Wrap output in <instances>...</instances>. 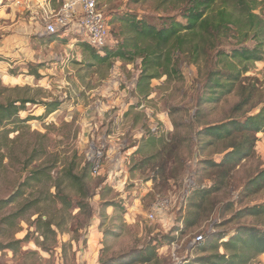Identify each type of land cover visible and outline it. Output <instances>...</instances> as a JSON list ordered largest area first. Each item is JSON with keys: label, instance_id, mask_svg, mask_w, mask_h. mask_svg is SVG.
<instances>
[{"label": "rangeland", "instance_id": "obj_1", "mask_svg": "<svg viewBox=\"0 0 264 264\" xmlns=\"http://www.w3.org/2000/svg\"><path fill=\"white\" fill-rule=\"evenodd\" d=\"M44 1L49 5V11L57 10L63 0ZM97 2L109 19L115 35L125 32L122 18L126 15L145 18L157 26H160L162 17L174 16L179 20L181 17L179 7L165 5L162 0ZM7 9L0 10V103L31 99L36 103L57 101L61 106L54 113L46 115L42 104H28L26 110L20 113V118L34 117L35 120L20 126L18 132L8 136L12 140L6 138V132L13 126L0 128V201L7 200L15 193L33 168L55 164L57 172L76 159L81 166L87 162L92 164L95 153L101 150L103 159L100 172L97 175L92 173V176L96 183L103 181L100 186L111 189V192L105 193L107 200L122 199L129 208L125 215L109 208L101 217V197L96 195L91 201L94 217L87 230L74 236L66 234L59 237L61 243H69L71 237L80 239L79 247L73 242L72 251L64 254L59 246L45 252L37 246L36 240L19 244L16 250L2 249V246L24 239L28 232L27 224L22 223L19 226L21 232L17 233V228L10 230L3 222L19 209L18 205L2 207L0 264H120L117 261L120 257L132 251L139 252L143 247L145 249L153 239L171 235L176 226L184 229L179 241L159 250L158 256H154L148 264H181L199 254L192 251L198 236L230 233L240 225L250 224L246 221L230 222L233 212L228 209L231 204H234L236 211L264 202V192L257 195L240 194L247 180L264 169V133L257 136L256 157L235 171L232 188L212 197L210 208L215 206L213 215L192 228L177 223L178 219L188 218L194 211L190 182L195 166H198L196 162L220 161V152L225 147L221 143L206 145L208 140L199 138L197 134L205 124H221L230 120L232 108L238 102L235 95L226 97L218 104L198 107L205 81L204 70L199 72L197 67L183 58L177 60L181 75L178 80L163 77L144 82L140 91L137 90L142 73L140 60L133 64L113 60L100 65L83 46L78 49L86 54L82 58L74 51L72 55L63 52V60L57 65L53 61L41 66L28 64L24 59L25 53L17 43L11 45L10 55H5L3 46L6 38L15 34V29L10 27L12 21L3 20L9 17L8 12H13ZM260 12L264 15V10ZM18 13L20 15L21 11ZM44 16L45 12H42L36 21L45 29ZM54 41L61 40L53 38L49 43H42L44 50L39 49L35 56L42 58L51 55L54 50L49 44ZM62 42L58 46L60 50L67 46L66 42ZM250 45L252 42L247 44ZM40 70L44 76L32 75ZM248 75L258 78L264 89V62L257 64ZM43 115L45 117L37 119ZM153 134L164 137L169 148L170 145L171 149L175 146V153L179 157L177 163L172 154L163 155L162 162L169 176L176 175L177 171L181 173L177 181L166 182L159 175L154 180L155 172L151 166L139 168L145 155L161 148L159 144L155 148H146L148 152L145 154L134 155L141 140ZM31 157L35 158L33 162H30ZM27 165H30L29 168H26ZM202 171H198L199 181L206 183L211 172L208 170L201 176ZM157 198L169 200V209L159 219L151 221L147 216ZM52 209L40 208V211L51 214L54 213ZM83 218L72 219L68 216L66 222L71 227L83 223ZM61 219L63 221L61 217L56 220L60 222ZM86 235L87 244L83 246ZM250 264H264V255Z\"/></svg>", "mask_w": 264, "mask_h": 264}, {"label": "trees", "instance_id": "obj_2", "mask_svg": "<svg viewBox=\"0 0 264 264\" xmlns=\"http://www.w3.org/2000/svg\"><path fill=\"white\" fill-rule=\"evenodd\" d=\"M162 2L174 8L179 7L180 20L174 16L162 17L160 26H157L145 18L126 15L122 18L125 32L115 35L111 29L115 44L103 49H94L86 43L81 45L100 65L113 60L127 64L140 60L142 73L137 85L139 91L144 82L149 83L163 77L167 80H178L181 75L177 60L183 58L197 67L199 72L204 70L205 81L198 107L203 104L221 103L230 95L238 98L228 122L205 124L197 134L199 138L208 140L206 145L221 143L225 147L220 152V161L196 162L198 166H195L196 170L192 174L193 185L190 188L194 211L188 218H180L177 221L185 228H192L213 215L215 206L210 208L212 197L224 189L232 188L235 171L243 163L256 157L257 136L264 133L263 85L258 78L248 75L257 64L264 62V15L260 12L264 10V0ZM251 42L252 45L247 46ZM32 75L40 76L38 71ZM28 104H42L46 115L54 113L61 106L57 101L36 103L31 99L0 103V128L13 126V129L6 132L8 140H12L8 136L18 132L20 126L35 120L34 117L20 118V113L26 110ZM43 117L45 115L37 119ZM159 144L161 148L150 151L138 166H151L155 172L154 180L158 179L159 175L163 181H177L181 173L177 171L176 175L169 176L162 162V157L166 154H172L176 163L179 160L175 146L174 149H171V145L169 148L164 137L153 134L148 139L143 138L134 155L145 154L148 152L146 148H155ZM34 160L35 158L31 157L30 162ZM54 165L45 164L33 168L17 191L7 200L0 201V208L19 206L16 212L3 220L8 229L17 228L18 233L21 232L19 226L22 223L28 226L24 239L2 246V249L16 250V246L31 240H36L37 246L45 252L59 246L66 254L72 251L73 242L79 247V238L71 237L69 243H61L59 237L66 234L74 236L87 230L94 217L91 201L96 195L101 197V217H104L105 210L109 208L123 215L128 213L129 207H126L122 199H106L105 193L111 192V189L100 186L103 181L95 182L92 176L93 165L90 162L81 166L78 159L72 160L57 172ZM201 169V176L208 170L211 172L206 178V183L199 181L198 171ZM260 192H264V169L247 180L240 194L257 195ZM233 207L234 204L229 205L228 211L233 212L229 221H246L250 224L240 225L230 233L200 235L204 241H194L192 246V251L199 254L181 264H250L264 255V202L236 211ZM40 208H53L54 213H42ZM74 213L76 215H73ZM68 216L72 219L84 216V222L69 227L66 222ZM59 217L63 218V221H57ZM183 230L176 226L171 235L153 239L145 249L143 247L139 252L132 251L117 261L120 264H148L154 256H158L159 250L176 244L180 234L184 233ZM87 240L86 235L83 246H86Z\"/></svg>", "mask_w": 264, "mask_h": 264}, {"label": "built area", "instance_id": "obj_3", "mask_svg": "<svg viewBox=\"0 0 264 264\" xmlns=\"http://www.w3.org/2000/svg\"><path fill=\"white\" fill-rule=\"evenodd\" d=\"M26 0H0V10L4 8H22ZM47 36L72 35L80 43H86L94 49L115 44L108 18L99 8L97 0H63L57 10L45 12L43 18ZM102 151H97L92 158V173L97 175L101 169ZM193 185L192 181L190 182ZM170 201L157 198L149 215V220L155 221L169 209ZM203 236H198L195 243H202Z\"/></svg>", "mask_w": 264, "mask_h": 264}, {"label": "crops", "instance_id": "obj_4", "mask_svg": "<svg viewBox=\"0 0 264 264\" xmlns=\"http://www.w3.org/2000/svg\"><path fill=\"white\" fill-rule=\"evenodd\" d=\"M27 5L25 7L21 8H8L12 9L13 12H8L5 21H12L11 22V28L15 29V34H12V36H8L6 38V43L3 46L4 49H6L5 55L10 53L11 45L13 43L19 44L18 47L22 48L23 52L25 53L24 59L28 61V64L33 65H41L45 62L53 61L54 64L57 65L61 60H63V52H66L67 55H72L73 51L74 54L77 53V56L81 58L86 55L84 52L78 51L79 48H81V43L77 41L74 36L72 35H66V36H47L45 35L44 28L42 24L39 21H36L37 18H40L42 15V12H46L47 9H49V5L47 6L45 3H47L44 0H26ZM63 2V1H62ZM51 3V1H50ZM60 8V7H59ZM7 9V8H4ZM7 9V10H8ZM18 9V10H17ZM19 9H21V14L19 15L18 12ZM54 9H57L54 7ZM8 10V11H10ZM50 11V10H49ZM18 13V14H16ZM25 17H22L25 15ZM36 21V22H35ZM13 23V24H12ZM53 38L60 39L61 41H54V43H50V48L54 50V52L51 53V55L44 56L42 58H37L35 54L39 52V49L41 50L42 43L45 44V42L51 41ZM48 40V41H47ZM62 41L67 43V46L64 48V50H60L58 48L59 43H63ZM49 43V42H48ZM44 50V48H43ZM10 55V54H8ZM39 75H42V70L38 71ZM44 76V74L42 75Z\"/></svg>", "mask_w": 264, "mask_h": 264}]
</instances>
